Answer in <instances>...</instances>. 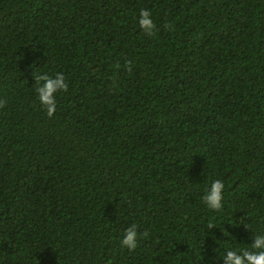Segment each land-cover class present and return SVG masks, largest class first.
Here are the masks:
<instances>
[{"label": "trees", "instance_id": "16d2710c", "mask_svg": "<svg viewBox=\"0 0 264 264\" xmlns=\"http://www.w3.org/2000/svg\"><path fill=\"white\" fill-rule=\"evenodd\" d=\"M35 72L66 77L52 119ZM0 100V264H223L264 233V0H0Z\"/></svg>", "mask_w": 264, "mask_h": 264}, {"label": "clouds", "instance_id": "9594fccd", "mask_svg": "<svg viewBox=\"0 0 264 264\" xmlns=\"http://www.w3.org/2000/svg\"><path fill=\"white\" fill-rule=\"evenodd\" d=\"M151 16V12L147 9H142L140 11L139 25L148 35H154L156 30V24ZM165 27L168 30H175L174 25L166 24ZM126 66L128 70L131 71V61H128ZM34 76L40 105L45 109L48 118L52 119L57 111V94L59 92L68 91L69 86L66 82V77L62 73H56L54 76H50L37 72L34 73ZM6 103L5 100H0V109H3ZM224 188V183L217 179L213 181L210 188L206 190L202 199L210 210L220 211L223 208ZM215 227V224L209 221L208 229ZM225 235L227 236L229 234L225 233ZM141 236L147 238L148 233L146 231L143 234L139 233L138 226L133 224L127 228L121 243L123 247L135 251ZM221 258L223 264H264V233L253 235L252 243L248 248L240 250L226 249Z\"/></svg>", "mask_w": 264, "mask_h": 264}]
</instances>
